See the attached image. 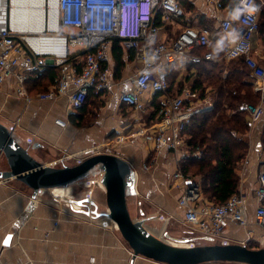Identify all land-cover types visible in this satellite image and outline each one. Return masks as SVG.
Masks as SVG:
<instances>
[{"label": "crops", "instance_id": "obj_1", "mask_svg": "<svg viewBox=\"0 0 264 264\" xmlns=\"http://www.w3.org/2000/svg\"><path fill=\"white\" fill-rule=\"evenodd\" d=\"M259 1L263 7L264 1ZM180 2L185 16L168 24L163 29L161 39H175L188 25L208 28L210 45L214 46L211 48L222 53L221 57H216L217 60L213 61L210 74L226 77L232 61H221V59H224L223 49L229 38L236 40L240 36L241 28L238 25L237 14H230L226 8L218 10L208 0H180ZM186 5L195 6V19L192 18L191 10ZM224 14H229L233 19L234 30L229 36L222 34L219 27L220 18ZM62 30L76 32L75 28L69 27ZM252 49L253 57L264 65V25L254 35ZM139 55V50L127 49L117 54L115 45L112 44V59L107 67L115 85L111 90L102 93L105 104L100 107L90 104L84 108L82 115L68 110L67 97L55 102L33 101L27 104L16 96V80L14 77H9L0 85V122L9 126L12 121L20 118L17 137L27 147L35 145V148L30 147L31 152L39 161L48 165H52L56 153L60 150L75 155L85 151L96 153L104 148L114 149V152H110V149L106 151L123 157L134 170V191L128 198L131 216L135 220L143 221L144 227L152 235L168 244L186 247L218 241L217 243L220 244H244L251 249L264 248V230L255 223L254 217L257 207L256 190L259 187L258 174L264 167L262 141L264 115L258 122L252 123L247 114L249 131L245 134H236L237 138L245 143L247 149L245 158L236 168L238 175L236 193L246 199L249 226L242 227L229 221L223 238L211 242L210 237L190 229L185 224L184 210L179 206V199L187 183L185 184L175 175L180 170V161L187 150L185 147L178 151L156 150L153 141L145 138V130L148 134L156 132L157 127L153 129V126L158 119L157 116H152V112L155 99L160 101V95L157 96L150 91L144 94L143 100L148 105L144 114L133 111L119 101L120 94L132 88L130 79L141 67ZM190 65L192 63L185 60L169 68L171 95H177L184 87L192 86L197 69ZM67 67H70V64ZM21 70L28 72L30 76L32 74L25 66H21ZM246 79L254 84V78L249 71ZM205 86V98H199L198 105H210V107L202 108L200 111L212 109L214 106L211 98L214 93L213 87L207 83ZM51 87L50 84L47 89L50 90ZM73 115L76 117H72ZM57 118L69 122L62 134L56 133L53 128ZM149 121H152L151 125L147 124ZM28 137L33 138L32 144L27 143ZM119 147L127 154L119 152L117 150ZM145 165L149 168H145ZM6 168L7 163L2 157L0 169ZM190 178L194 183L199 184L198 177ZM69 188L71 187L55 189L53 193L44 192L42 195L44 202L31 206L33 191L30 188L15 179L0 180V264H164L143 256H135L118 229L108 230L99 226L102 216L81 213L80 210L87 208H79L76 205L72 208L65 200L74 199ZM97 189L105 192L102 187ZM103 194L101 192L100 196ZM83 197L85 196L81 199ZM202 199L204 204H213V201L203 194ZM99 204V213L105 212L101 208V203Z\"/></svg>", "mask_w": 264, "mask_h": 264}, {"label": "built area", "instance_id": "obj_2", "mask_svg": "<svg viewBox=\"0 0 264 264\" xmlns=\"http://www.w3.org/2000/svg\"><path fill=\"white\" fill-rule=\"evenodd\" d=\"M12 1L6 0L5 7L0 8V85L9 77H14L16 96L27 104L33 101L55 102L67 97L68 110L77 111L86 104L91 90L95 93L105 92L115 85L107 64L112 59L113 41L118 39L124 49L139 50L141 62L140 69L130 79L132 88L123 91L119 101L133 111L144 114L148 106L143 100L144 94L148 91L159 94L161 106L158 121L153 126V129L157 127L156 132L148 134L145 130V138L153 141L156 150L178 151L185 147L184 132L192 116L210 105H198L199 94L191 87H184L181 93L171 95L169 68L185 60L199 64L217 59L209 50L202 55L193 53L196 48L207 49L210 46V30L206 27L188 25L175 39H161L163 29L168 24L185 16L180 0H44L46 11L43 16L35 15L34 28L29 30L23 28L22 24H13ZM39 1L30 0L35 3ZM54 1L57 2V10L55 8L51 12ZM208 1L216 9L223 10L220 0ZM235 9L241 33L238 39L229 38L226 42L223 58L228 61L244 58L254 78L253 87L259 101L247 105L246 109L251 122L255 123L264 115V65L253 57L252 49L253 37L260 31L262 3L259 0H238ZM159 14L161 24L156 25ZM35 27L38 29L34 30ZM66 27L75 28L76 32L63 31ZM219 27L222 34L229 36L234 30L232 17L222 15ZM77 58L78 61L74 63L72 59ZM48 64L60 67L56 83L47 92L29 93L27 82L30 74L21 70V66L35 73ZM68 64L70 67H67ZM68 125L67 120L57 118L53 128L56 133L62 134ZM9 127L16 132L20 127V118L12 121ZM27 143L32 144L33 138L28 137ZM86 154L88 151L65 154L56 158L52 165H76L83 161ZM145 168L148 169V165ZM175 177L187 183L179 206L184 210V222L190 229L216 241L223 238L229 221L242 227L249 226L248 208L243 195L235 193L222 204H204L198 183L184 177L180 170ZM258 180L254 217L255 223L264 230V167L258 174ZM83 186L88 191L83 198L92 201V188H104L94 178L84 181ZM44 192L48 191L40 190L35 198L30 199L31 206L44 202ZM87 209L94 210V207L88 204ZM105 213H108L107 208ZM99 226L108 230L118 229L108 216L100 219Z\"/></svg>", "mask_w": 264, "mask_h": 264}, {"label": "trees", "instance_id": "obj_3", "mask_svg": "<svg viewBox=\"0 0 264 264\" xmlns=\"http://www.w3.org/2000/svg\"><path fill=\"white\" fill-rule=\"evenodd\" d=\"M220 1L223 8H226L230 14L236 13L235 7L238 0ZM263 16L264 7H262L260 29L264 25L262 24L264 23L262 22ZM155 23L156 25L161 24L160 14L156 17ZM113 43L115 53H122L124 48L121 41L116 39ZM211 47L214 46L210 45L207 49L196 48L193 53L202 55L209 50L215 57L222 56L220 51ZM83 55L78 54V56ZM72 61L75 63L78 58L72 59ZM117 61L119 62V59ZM213 65V61L190 65L197 69L192 89H196L199 92V98L204 99L205 83L212 86L214 93L211 98L214 106L209 110L198 111L192 116L190 124L184 132L187 153L180 161V171L184 177H198L202 194L213 201V204H222L237 191L236 168L238 163L245 158L247 149L245 143L237 138L236 134H245L249 131L246 106L256 104L259 101V96L254 92L253 83L246 79L248 67L244 58L233 60L229 64L228 73L224 78L210 74ZM59 74L60 67L52 64L44 66L40 72L32 73L27 82L29 93L47 92V86L50 84L53 86ZM102 93H95L94 90H91L86 104L76 111L77 115H82L85 111L84 108L90 104L95 107L105 104ZM154 104L153 117L157 116L161 106L157 99ZM74 116L76 117V115L72 117ZM147 124L151 125L152 121ZM262 141L264 142V130Z\"/></svg>", "mask_w": 264, "mask_h": 264}, {"label": "water", "instance_id": "obj_4", "mask_svg": "<svg viewBox=\"0 0 264 264\" xmlns=\"http://www.w3.org/2000/svg\"><path fill=\"white\" fill-rule=\"evenodd\" d=\"M25 146L16 132L0 122V158L7 163L0 169V180H17L33 191L35 198L40 190L66 188L88 178L98 179L105 189L108 213H99V206L89 198L65 200L74 208L89 216H108L117 225L123 238L135 256H143L164 264H205L235 262L242 264H264V248L251 249L244 244L210 243L186 247L168 244L145 227L143 221L133 219L128 198L134 191V170L123 157L113 153H90L76 165L55 166L44 164ZM60 198V197H57ZM213 241V239H209ZM186 242V241H184Z\"/></svg>", "mask_w": 264, "mask_h": 264}, {"label": "bare ground", "instance_id": "obj_5", "mask_svg": "<svg viewBox=\"0 0 264 264\" xmlns=\"http://www.w3.org/2000/svg\"><path fill=\"white\" fill-rule=\"evenodd\" d=\"M6 0H0V8L5 7ZM12 22L13 24H22L26 30L33 29V19L35 15L43 16L46 8L44 7V0H40L39 3L30 2V0H13ZM38 6V7H37ZM57 10V2L54 1L51 6V12ZM38 28L35 27L34 30ZM41 29V28H40ZM39 29V30H40Z\"/></svg>", "mask_w": 264, "mask_h": 264}, {"label": "rangeland", "instance_id": "obj_6", "mask_svg": "<svg viewBox=\"0 0 264 264\" xmlns=\"http://www.w3.org/2000/svg\"><path fill=\"white\" fill-rule=\"evenodd\" d=\"M264 1V0H263ZM187 6V8L189 9V10H191V16H192V18L193 19H195V6H189V5H186ZM264 7V6H263ZM264 17V16H263ZM190 20V19H189ZM192 21V20H191ZM190 21V22H191ZM221 61H225V59H221ZM188 85H190V83L188 84ZM108 149H110L111 151L110 152H114V149H112V148H104V149H101V151L102 150H104V151H100L101 153H104V152H109V151H106V150H108ZM119 152H121L122 154L123 153H125V154H127V152L124 150V149H122V148H118L117 149ZM99 152V153H100ZM65 154H68L67 152H66V150H60L58 153H56V155H55V157L58 159V158H61L62 156H65ZM88 154H90V153H88ZM81 183V182H80ZM83 183L84 182H82L81 184H79V182L78 183H76V184H74V185H71L70 187L71 188H69V190H70V194H71V196H72V198H74V199H79V198H81L82 196H85V195H83V194H86L88 191H87V189H86V187L85 186H83ZM98 187H94V188H92V190H93V199H94V201L96 202V203H101V208L105 211V209L107 208L106 207V201H105V192H103V190H100V189H97ZM102 193H104L102 196H104V197H102V196H100V193L101 192ZM62 192V194H63V191H61ZM102 197V198H101ZM98 201V202H97ZM97 204V205H98ZM100 205V204H99ZM98 205V206H99ZM218 242V241H217ZM217 242H215V243H217ZM202 245V244H201Z\"/></svg>", "mask_w": 264, "mask_h": 264}]
</instances>
